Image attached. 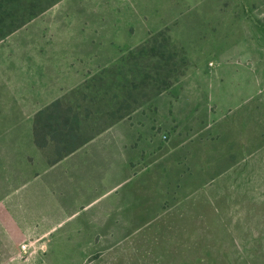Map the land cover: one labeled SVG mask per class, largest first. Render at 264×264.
Instances as JSON below:
<instances>
[{"label": "rangeland", "instance_id": "obj_1", "mask_svg": "<svg viewBox=\"0 0 264 264\" xmlns=\"http://www.w3.org/2000/svg\"><path fill=\"white\" fill-rule=\"evenodd\" d=\"M51 1L0 4L24 10ZM162 19L193 45H185V67L209 70L223 59L232 66L230 79L261 84L246 95L264 94V0L53 3L0 38V264H264V197L229 198L225 167L210 175L213 183L202 167L161 168L157 186L165 189L148 192L129 166L123 182L105 184L98 181L101 167L91 170L82 160L77 166L72 158L48 165L35 144L33 121L42 106L81 102L103 66H131L128 50L116 55L105 39L157 34Z\"/></svg>", "mask_w": 264, "mask_h": 264}, {"label": "crops", "instance_id": "obj_2", "mask_svg": "<svg viewBox=\"0 0 264 264\" xmlns=\"http://www.w3.org/2000/svg\"><path fill=\"white\" fill-rule=\"evenodd\" d=\"M166 21L159 20L157 29H163ZM150 35L151 32L141 30L120 33L105 40L116 55H120ZM224 65L223 59L209 70L199 64L172 87L59 161L49 163L43 153L44 158L48 165L72 158L77 166L82 160L83 166H89L91 170L101 167L102 178L98 181L105 184L123 182V166L126 165L134 178L142 177L148 184L139 190L148 192L165 189L157 186L163 182L161 168L195 166L205 168L204 172L209 176H217L222 172L220 167H225L229 198L233 194L234 198L263 199L264 94L259 90L246 95L247 87L261 84L230 79L226 72L232 66ZM213 175L210 176L212 183L215 182ZM172 181L178 183V178ZM174 190L178 192V186ZM155 212L147 210L143 213Z\"/></svg>", "mask_w": 264, "mask_h": 264}, {"label": "trees", "instance_id": "obj_3", "mask_svg": "<svg viewBox=\"0 0 264 264\" xmlns=\"http://www.w3.org/2000/svg\"><path fill=\"white\" fill-rule=\"evenodd\" d=\"M57 1L44 6L30 4L24 10L13 3L0 4V38ZM174 33L163 28L126 51V64L131 66H103L102 72L86 84L92 92L85 93L81 102L56 99L36 113L34 140L49 163L59 161L195 69L184 66L190 60L185 45H193L185 43L182 34Z\"/></svg>", "mask_w": 264, "mask_h": 264}, {"label": "built area", "instance_id": "obj_4", "mask_svg": "<svg viewBox=\"0 0 264 264\" xmlns=\"http://www.w3.org/2000/svg\"><path fill=\"white\" fill-rule=\"evenodd\" d=\"M23 248L26 249V245L25 244H23Z\"/></svg>", "mask_w": 264, "mask_h": 264}]
</instances>
